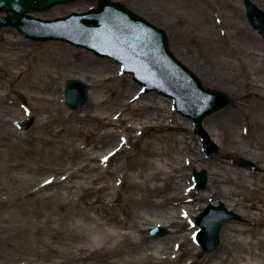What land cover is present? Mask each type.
<instances>
[{"label":"bare ground","instance_id":"1","mask_svg":"<svg viewBox=\"0 0 264 264\" xmlns=\"http://www.w3.org/2000/svg\"><path fill=\"white\" fill-rule=\"evenodd\" d=\"M226 5L238 13L232 1ZM21 42L9 40L0 51V63L16 69L5 68L10 79H0V223L5 224L0 230L28 239L22 248L29 258L21 257L19 264H264V204L255 200L259 192L264 197V175L254 176L222 155L212 156L210 161H217L210 171L212 188L209 193L196 191L186 170L206 161L183 133L185 122L178 121L154 93L129 83L120 91L111 86L121 78L113 69L107 70L109 74H86L94 92L90 91L84 113L76 111L71 118L58 97L61 77L39 71L30 87L40 93L36 100L45 116L36 125L45 132L11 129L33 113L23 114L11 99L16 76H27L32 68L21 67L32 52ZM57 46L65 48L51 44L48 57L55 67L63 64ZM252 54L261 64L258 72L264 74V48ZM32 56L33 62L41 60ZM101 63L108 68L109 62ZM240 64L248 77L253 74L248 62L241 59ZM247 83L264 90L262 77ZM256 95L259 98L237 103L240 109L264 108V93ZM9 105L14 107L5 108ZM245 119L251 127L252 119ZM148 127L155 132L145 148L146 158L122 163L121 153L132 132L139 131L140 136ZM258 146L264 153V143ZM44 147L53 149L54 164L34 166V157L44 155ZM232 150L229 154L234 155ZM33 172L39 176L29 177ZM46 173L50 175L45 177ZM209 196L225 198L243 217L228 220L219 247L205 252L199 244L190 245L196 231L188 226L193 204ZM155 225L173 229L167 237L146 235ZM8 244L16 247L11 240Z\"/></svg>","mask_w":264,"mask_h":264},{"label":"rangeland","instance_id":"2","mask_svg":"<svg viewBox=\"0 0 264 264\" xmlns=\"http://www.w3.org/2000/svg\"><path fill=\"white\" fill-rule=\"evenodd\" d=\"M120 1L127 5L134 12L145 17L150 22L154 23L158 27H162L169 38V46L171 51L183 64L188 66L194 71L198 77L203 81L207 87L220 89L226 91L230 98V104L224 109L211 114L203 121L205 129L210 133V136L214 141L218 143L219 151L211 155H207L203 149V141L200 134L194 130L193 121L183 115L182 113L174 109V100L164 93L158 92L155 89L147 91V93H154L158 96V101H162L169 109V111L175 113L178 121L185 122L186 131L184 134L192 142L191 146L196 149L195 151L202 153L206 162L201 167L190 166L186 172L193 179L194 169L201 170L203 168L208 170L209 180L208 184L203 189H196V191L209 193L211 185V179L213 174L211 169L217 166V161L210 158L212 156L222 155L229 162L234 164L245 171L254 172V176H258L256 173L264 175V153L258 146V143H264V108L251 110L250 108L240 109L237 104L247 98H259L256 94L264 93V90L260 91L251 88V85L247 82H255L257 78H264V74L259 73L260 62L256 61L252 56V52H261L264 48V39L261 34L252 27L248 20L245 4L243 0H115ZM232 1L236 6L238 13L232 12V10L226 5V2ZM260 8L264 9V0H253ZM97 0H79L71 2L69 4H59L48 10L41 12H34L37 17L44 19L55 18L58 16H65L73 11H87L92 7H96ZM5 15V12H0V19ZM241 31H243L241 33ZM13 39H20L23 43V49L29 52V56L21 64V67L29 68V74L25 76L20 74L16 76L17 85L16 91L11 94V99L16 100L18 105L16 106L23 114L33 111L27 118L32 115L35 117V123L27 130L21 129L14 122L11 126L13 130H20L22 132H33L44 134L45 128H37V121L39 118H43L45 114L39 113V103L36 97L39 96V92L34 90L30 86L33 85V80H37L40 72L54 74L61 77V88L59 89L60 104L67 112L66 117L71 118L76 111L84 113L88 107L89 99L86 104L73 110L69 108L65 103L64 86L68 79L80 78L82 81L89 85V90L94 92V88L90 86L92 80H90L86 74L88 73H100L109 74L107 72L109 68L114 70V73L120 74L121 78L112 83L118 91L122 90L125 84H135V86L144 91L143 85L136 82L131 74L124 73L121 65L114 59L108 57H102L96 55L93 51L86 48L77 47L71 43L59 41V40H47V41H35L27 38L18 29L8 26L0 30V51L4 50L7 46V42ZM51 44H58L59 46H65V48H58L57 53L63 60L62 66L55 67L53 63L49 62V54L52 51ZM52 48V49H51ZM75 51V52H74ZM1 53V52H0ZM40 56L39 62H33V55ZM88 56V58L86 57ZM241 59L248 62L252 68L253 74L249 77L241 69ZM91 60V61H89ZM101 61L109 62L108 68H104ZM5 68H13L10 64L7 65L4 62L0 63V79L4 76L5 80L10 79L5 75ZM40 71V72H39ZM27 72V71H26ZM124 77V81L122 80ZM110 85H107L109 87ZM89 91V92H90ZM4 94V91H1ZM33 97V99H32ZM5 107V106H4ZM14 107V106H13ZM11 105L5 107L12 109ZM248 116L252 119V126L247 127V121L245 117ZM25 118V119H27ZM94 122L90 123V126L94 125ZM263 124V127L260 125ZM91 126V127H92ZM154 128L148 127L144 130L142 135H139V131L132 132V139L130 144H126L127 150L121 153L120 161L122 163H135L138 158H146L144 154L145 148L151 139L153 138ZM98 139V136L94 137ZM170 146L175 144L169 141ZM181 147L180 145H178ZM234 146V148H233ZM231 149L235 154H229ZM52 150L48 147H44V155L41 157H34V162L31 163L34 166L38 165H53L54 158ZM60 149H54L57 151ZM245 157L255 162L256 168L249 165L240 163L239 158ZM260 157L262 160H260ZM201 162V161H200ZM208 162V164H207ZM50 174L44 175L45 177ZM29 177H38L39 173L33 172L28 175ZM195 184V182H194ZM194 184L191 185L195 189ZM228 187H231L228 185ZM264 190V189H263ZM262 190V191H263ZM210 195V194H208ZM219 198V199H218ZM259 204L263 205L264 197L262 192H259L256 199ZM223 201L228 210L232 211L235 216L233 220H239L243 216L242 214L233 209L227 204L225 198L206 197L205 200H198L193 204V222L189 224L188 230L192 231L197 229L194 224L195 216L200 213L210 203L218 204ZM251 203V202H250ZM20 210V206H16ZM24 208V207H22ZM230 219V220H232ZM227 222V221H226ZM225 222V223H226ZM224 223V224H225ZM223 224V226H224ZM0 226L5 224L0 223ZM150 227V226H149ZM168 233L164 236H169L172 231V227H167ZM223 229V227H222ZM3 230V229H2ZM12 231L6 229L0 230V264H19L20 258H29L27 251L22 248L23 242H28L27 238L19 235L9 237ZM149 228L146 231V235L149 234ZM222 233V230H221ZM160 236V235H159ZM222 239V236H221ZM8 240H11L16 247L11 248L8 244ZM30 242L35 244L33 240ZM170 243V242H169ZM170 244H173L172 242ZM190 245L196 246L197 243L190 241ZM219 247V246H218ZM217 247V248H218ZM262 251L264 253V244L262 245ZM25 252V253H23ZM205 252H208L205 250Z\"/></svg>","mask_w":264,"mask_h":264},{"label":"water","instance_id":"3","mask_svg":"<svg viewBox=\"0 0 264 264\" xmlns=\"http://www.w3.org/2000/svg\"><path fill=\"white\" fill-rule=\"evenodd\" d=\"M77 0H0V11L7 12L0 20V30L5 26L17 27L34 40L63 39L77 46L93 49L97 54L108 55L123 64L126 72H133L146 90L157 89L175 100V109L190 117L196 133L204 140L205 152H218L219 146L205 129L203 121L209 115L224 109L230 103L229 95L222 90L204 86L196 74L183 65L169 49V39L162 27H158L132 11L128 6L114 0H98L97 7L86 12H72L69 16L42 19L31 11L48 10L54 5ZM249 21L264 37V10L253 0H243ZM89 87L81 79H68L64 95L66 104L74 110L83 107L89 98ZM35 118L18 122L29 129ZM240 162L255 166L254 161L240 158ZM197 187L204 188L208 171L195 170ZM237 216L224 203L209 204L196 217L201 226L198 242L208 251L220 244L222 225ZM150 233L164 235L168 229L158 226Z\"/></svg>","mask_w":264,"mask_h":264}]
</instances>
